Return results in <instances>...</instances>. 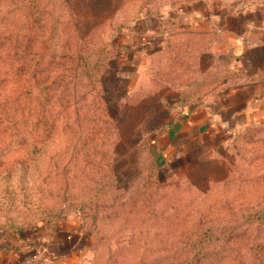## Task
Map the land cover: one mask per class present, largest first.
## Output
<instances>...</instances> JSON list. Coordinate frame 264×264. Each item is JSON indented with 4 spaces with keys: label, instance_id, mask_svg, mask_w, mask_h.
Instances as JSON below:
<instances>
[{
    "label": "rangeland",
    "instance_id": "374dc122",
    "mask_svg": "<svg viewBox=\"0 0 264 264\" xmlns=\"http://www.w3.org/2000/svg\"><path fill=\"white\" fill-rule=\"evenodd\" d=\"M263 11L0 0V264H264V116L147 139L239 83L227 34Z\"/></svg>",
    "mask_w": 264,
    "mask_h": 264
},
{
    "label": "crops",
    "instance_id": "0c3cea01",
    "mask_svg": "<svg viewBox=\"0 0 264 264\" xmlns=\"http://www.w3.org/2000/svg\"><path fill=\"white\" fill-rule=\"evenodd\" d=\"M217 24L219 29H225L219 22ZM227 35L232 39L231 59L234 65H239V83L223 94L212 105H196L193 109L184 108L183 113L179 114L177 118L156 132L151 133L147 138L151 150H153V147L149 140L153 139L157 147L159 145L161 150L165 149L171 143V130L176 125L184 124V121L188 119L189 122H187L190 123L187 124L188 126L202 124L209 127L213 124L212 126L216 127L218 126L217 123L220 122L222 125L233 127L238 116L243 115L246 117L247 124L264 116V11L258 15H247L242 31L240 33L231 31ZM169 151L174 153L172 148ZM184 152L181 151L180 154ZM182 156L184 157V155ZM26 250L19 254L20 259H16L17 262L14 261L13 264H29L27 263L29 254L31 256L32 253L29 252L30 250ZM49 254H45L46 257L43 260L51 264L55 256L52 253L51 255ZM59 262L60 260L58 259L54 264H59ZM60 263L63 264L64 262L61 261ZM9 264H12V262Z\"/></svg>",
    "mask_w": 264,
    "mask_h": 264
},
{
    "label": "trees",
    "instance_id": "16d2710c",
    "mask_svg": "<svg viewBox=\"0 0 264 264\" xmlns=\"http://www.w3.org/2000/svg\"><path fill=\"white\" fill-rule=\"evenodd\" d=\"M164 127V126H163ZM82 227V226H81Z\"/></svg>",
    "mask_w": 264,
    "mask_h": 264
}]
</instances>
